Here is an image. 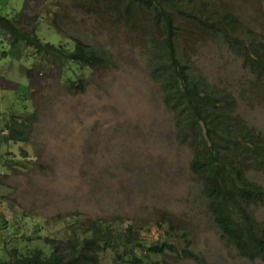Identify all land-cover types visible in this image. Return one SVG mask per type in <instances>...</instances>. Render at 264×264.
Instances as JSON below:
<instances>
[{
    "label": "rangeland",
    "instance_id": "1",
    "mask_svg": "<svg viewBox=\"0 0 264 264\" xmlns=\"http://www.w3.org/2000/svg\"><path fill=\"white\" fill-rule=\"evenodd\" d=\"M178 1L187 10L208 4L233 15L239 39L264 37V0ZM123 14L93 0H0V18L42 44L71 50L83 42L104 48L115 63L84 68L76 79L87 89L77 94L62 82L66 61L25 43L12 45L0 33V246L44 248L45 237L64 240L101 221L120 231L131 227L141 247L172 243L201 258L164 256L170 264H264L239 254L213 225L202 184L190 170L193 150L176 139L175 113L148 70L150 39L161 32L143 11L133 19ZM176 24L179 52L221 96L232 97L234 116L264 140V80L194 24L179 18ZM35 112L27 141L10 140L13 124H27ZM246 177L264 192L263 172L248 170ZM248 212L264 227V205ZM115 261L109 256L104 264Z\"/></svg>",
    "mask_w": 264,
    "mask_h": 264
},
{
    "label": "trees",
    "instance_id": "2",
    "mask_svg": "<svg viewBox=\"0 0 264 264\" xmlns=\"http://www.w3.org/2000/svg\"><path fill=\"white\" fill-rule=\"evenodd\" d=\"M93 1L104 4L106 9L121 7L123 15L129 19H133L138 10L143 11L160 30L158 38L150 39L148 70L161 87L165 105L175 113L176 139L193 150L190 170L202 184L213 225L239 254L250 260L264 261V227L248 212L251 206L264 205V192L246 177L248 170L264 173V140L244 120L234 116L232 97L221 96L214 85L195 71L190 59L179 52L181 28L176 19L194 24L226 45L257 80H264V37L239 39L233 35L237 19L209 9L208 4L197 11L184 9L178 0ZM0 33L6 34L12 45L25 43L37 52L48 54L52 60L66 61L64 65L69 68L62 73V82L77 94H84L87 89L82 78L76 79L84 68L108 69L115 65L102 47L76 41L73 49L65 50L42 44L33 34L21 31L15 21L5 17L0 18ZM71 73L75 77L68 78ZM37 119L35 112L25 120L27 124L20 122L24 124L21 127L13 124L9 139L26 142L27 134L32 131L31 121ZM21 219L15 217V221L25 227L27 223H20ZM2 232L5 231L0 227ZM53 237L44 238V248L23 250L27 245L24 242L8 251L0 246V264H104L109 256L115 257L116 264H170L164 256L182 254L201 260L192 250H180L172 243L141 247V236L131 227L120 231L101 221L92 223L89 231L69 233L64 240ZM131 246H136L142 255ZM154 255H160L162 260H156Z\"/></svg>",
    "mask_w": 264,
    "mask_h": 264
}]
</instances>
